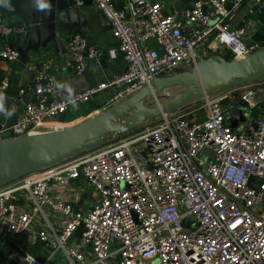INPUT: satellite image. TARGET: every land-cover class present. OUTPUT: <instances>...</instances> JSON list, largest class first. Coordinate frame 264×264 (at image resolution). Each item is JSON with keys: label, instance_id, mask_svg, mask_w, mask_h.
<instances>
[{"label": "built area", "instance_id": "2783aa9c", "mask_svg": "<svg viewBox=\"0 0 264 264\" xmlns=\"http://www.w3.org/2000/svg\"><path fill=\"white\" fill-rule=\"evenodd\" d=\"M246 1L195 0L181 17L160 1L93 0L126 67L73 94L76 105L105 93L107 109L186 63L197 68L204 44L226 48L235 61L251 58L262 45L246 41V28L230 23ZM263 9L264 0H257L256 11ZM28 30L25 21L0 20L6 39ZM68 51L77 73L100 54L81 33L69 36ZM21 56L9 40L0 46V59ZM53 65L48 59L36 71L34 98L14 124L2 123L0 146L64 129L49 122L72 108ZM0 91L8 99L6 81ZM234 91L205 95L188 111L162 110L136 135L1 187L0 239L27 235L46 252L40 258L12 248L7 264H49L60 253L67 264H264V98L250 88L224 102ZM233 107L246 113L236 128L228 124ZM85 196L89 206L73 207Z\"/></svg>", "mask_w": 264, "mask_h": 264}, {"label": "crops", "instance_id": "0c3cea01", "mask_svg": "<svg viewBox=\"0 0 264 264\" xmlns=\"http://www.w3.org/2000/svg\"><path fill=\"white\" fill-rule=\"evenodd\" d=\"M17 1L18 0H9L8 4H0V20L6 18L11 23L24 21L20 16L11 14L12 11L17 10ZM115 1L119 5L123 4V0ZM152 1L162 2L168 13L178 14L183 17L185 11L193 5L195 0ZM256 1L257 0L246 1L230 20V23L235 27L244 26L246 28V41L260 43L262 45V50H264V9L257 12ZM80 10L81 16L79 18V25L58 31L57 40H55L57 44L53 42L46 45L40 42L39 44L30 43L23 33L15 34L7 39L0 35V46H3L4 42L9 40L20 49L22 54L19 62H10L0 59V83L2 81L8 83V99L5 101V105L8 108L15 107L16 111L14 115H16V118L23 112L25 105L33 100L34 87L36 84L34 76L36 71L40 69L48 59L54 61L52 69L54 76L58 79L60 84H64L66 89H70L73 94L105 79L117 76L125 70V59L118 49V41L112 34V27L107 17H102L101 11L97 9L93 0H84V4L80 6ZM74 33L83 34L87 38L88 43L97 47L100 52L97 59H87L86 68L82 73H77L72 67V60L68 51V38ZM198 51L200 54L207 57L217 56L232 61L230 51L226 48L212 51L208 48L207 44H204L198 48ZM190 69L189 63H186L181 69L174 71L173 74H168V76L182 73ZM250 82H252V79L238 81L234 84L238 88H242L248 87ZM181 89L185 91L186 88L177 86L164 89L162 93L165 95L166 103H171L174 100L172 96L173 90L180 91ZM61 94L64 96L63 90H61ZM218 94L221 93L215 95ZM105 100L106 94L99 93L87 103L77 105L75 108L72 107L66 113L53 118L49 122L51 124H58L60 127L66 129L77 128L85 121L106 110L104 108ZM154 108L155 107L147 108L144 105L138 108V111H140L141 114L143 113V116H146L148 112L152 114L151 110ZM187 108L190 107L186 106L182 109L176 111L172 109L171 111L182 112L187 110ZM151 117H153V115H151ZM11 119L12 117L8 118L0 114V123H8ZM158 119L159 116L157 120ZM157 120L148 125L155 123ZM12 248L33 253L40 258L46 257L43 245L40 242L34 243L29 236L26 235L22 238L7 236L0 239V264H7L6 255Z\"/></svg>", "mask_w": 264, "mask_h": 264}, {"label": "water", "instance_id": "95a60500", "mask_svg": "<svg viewBox=\"0 0 264 264\" xmlns=\"http://www.w3.org/2000/svg\"><path fill=\"white\" fill-rule=\"evenodd\" d=\"M42 3L48 4L49 7L41 9L39 5ZM83 4L84 0H18L17 10L12 11L11 14L20 16L29 24V30L24 35L30 43L57 44L55 40H57L58 31L79 25L80 6ZM101 15L105 16L102 11ZM197 59L199 60L197 68L175 75L161 76L77 128L4 143L0 146V188L35 170L61 163L86 150L102 133L110 128H118L119 121L127 113L135 108L143 107L148 98L156 97L166 88L183 86L186 88V100L199 101L205 95L221 90L235 80L253 79L257 74L264 72V50L245 60L229 61L203 54H199ZM177 101L179 103L185 100L181 98ZM176 105L174 100L171 103L159 104L151 110L152 115L160 116L162 110L171 111ZM229 114L228 124L233 128L241 126L246 120V113L241 108L233 107ZM15 116L13 114L8 122L10 125L15 123ZM1 127L2 123H0V129ZM119 128H126V126ZM10 135L11 131L5 133V137ZM143 156V153L139 154L141 161Z\"/></svg>", "mask_w": 264, "mask_h": 264}, {"label": "rangeland", "instance_id": "374dc122", "mask_svg": "<svg viewBox=\"0 0 264 264\" xmlns=\"http://www.w3.org/2000/svg\"><path fill=\"white\" fill-rule=\"evenodd\" d=\"M174 71L176 70H172L169 71L167 74H173ZM238 81H242L241 79L239 80H235L232 82V84H230L229 86H225L224 88H222L221 90L215 91L212 94L209 95H213L215 96V94L217 93H221V94H227L229 93V91L237 88V91L232 92L231 94L228 95V97L225 99L224 102L228 103L231 101L238 100L241 96V94L246 91L247 89H254L256 91V93L258 94V98L259 99H263L264 97V72L257 74V76L253 77L252 82H250V86L248 85V87H242V88H238L237 86H235L234 83H237ZM177 87V86H176ZM178 89V88H176ZM168 94V93H167ZM173 99L175 101V103H177V105L173 108L174 111L182 109L184 107H190L187 108V110L184 111H188L191 110L197 106H199L201 104V102L199 103V101H190V100H186V90L184 91V89L178 91V90H173ZM184 96V97H183ZM181 100L184 99V102H179L177 101V99ZM172 99V100H173ZM166 99H165V95L163 93L157 95L156 97H152L150 99H148L147 101L144 102V105L147 108H151V107H158L159 104H163L166 103ZM145 113V112H144ZM151 112H148V115L143 116L141 114L140 111H138V108H135L133 110H131L129 113H127L120 121H119V127L120 126H126V128H110L109 130L105 131L104 133H102L99 138L94 141L93 143H91L86 150L84 151H90V150H95L98 149L100 147H103L109 143H112L114 141H117L119 139L122 138H126L132 135H136L138 133H140L148 124L152 123L153 121L157 120L159 114L154 115L153 117H151L152 114H150ZM141 114V115H140ZM62 130H67L66 128L62 129ZM91 203V199H88V196H85L84 200L81 201H73L72 205L73 207H83V206H89ZM49 264H67L65 262V260L63 259V255L60 253L58 254L53 261H51Z\"/></svg>", "mask_w": 264, "mask_h": 264}, {"label": "clouds", "instance_id": "9594fccd", "mask_svg": "<svg viewBox=\"0 0 264 264\" xmlns=\"http://www.w3.org/2000/svg\"><path fill=\"white\" fill-rule=\"evenodd\" d=\"M9 0H0V4H8ZM39 7L41 9L49 7L48 4H40ZM58 89L63 90L65 99L67 103H69L73 108L77 107L75 100L73 99V92L70 89H66L64 84H58ZM7 97L6 94L2 91H0V114H3L5 117H12L14 112L16 111L15 107L8 108L5 105Z\"/></svg>", "mask_w": 264, "mask_h": 264}]
</instances>
